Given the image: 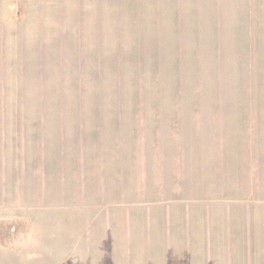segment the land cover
<instances>
[{"label": "rangeland", "instance_id": "rangeland-1", "mask_svg": "<svg viewBox=\"0 0 264 264\" xmlns=\"http://www.w3.org/2000/svg\"><path fill=\"white\" fill-rule=\"evenodd\" d=\"M10 2L0 264H264V0Z\"/></svg>", "mask_w": 264, "mask_h": 264}, {"label": "crops", "instance_id": "crops-1", "mask_svg": "<svg viewBox=\"0 0 264 264\" xmlns=\"http://www.w3.org/2000/svg\"><path fill=\"white\" fill-rule=\"evenodd\" d=\"M240 1H243L245 3V6L235 7L238 5ZM25 5H26V0L25 1L24 0H11V2L9 3V7H11V9H16V11L18 10L19 7L23 8ZM2 6L8 7V3L4 5L2 3V0H0V7ZM227 7H229V9H227V13L232 14V17L234 15L239 17L241 11H246L248 14H250V17H253L254 10L257 9L258 6H257L256 0H227ZM18 16L19 15L17 12L14 14L7 8H0V33L2 31L3 32L6 31L5 24L7 23L8 18H10L11 21L12 20L17 21L19 20V18H17ZM251 23H252V20H251ZM251 23L249 22L248 24V26L250 27V30L252 29V27L250 26ZM244 27L247 28V26H244ZM253 36L254 35L250 36L248 34L247 37L246 36L243 37L244 39L236 37V39H239V40H247L246 42H244L243 45H242V42L237 41V43L241 44V47L238 49L236 54H246V53L255 54L253 47L256 46V43L258 42H257V39H254ZM0 37H1V34H0ZM242 47L245 49V51L243 50Z\"/></svg>", "mask_w": 264, "mask_h": 264}]
</instances>
